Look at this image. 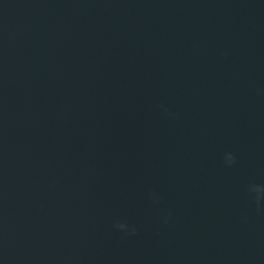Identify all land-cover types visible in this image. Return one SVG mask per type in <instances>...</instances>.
<instances>
[{"label": "water", "instance_id": "obj_1", "mask_svg": "<svg viewBox=\"0 0 264 264\" xmlns=\"http://www.w3.org/2000/svg\"><path fill=\"white\" fill-rule=\"evenodd\" d=\"M253 183L264 0H0V264H264Z\"/></svg>", "mask_w": 264, "mask_h": 264}, {"label": "clouds", "instance_id": "obj_2", "mask_svg": "<svg viewBox=\"0 0 264 264\" xmlns=\"http://www.w3.org/2000/svg\"><path fill=\"white\" fill-rule=\"evenodd\" d=\"M235 156L231 152H226L224 154V162L226 165H232L235 163ZM248 192L251 195L252 199L255 201L257 206L261 204L262 201H264V184H250L248 186ZM114 227L117 229H126L129 228V225L126 222H120L116 221L114 222ZM137 229L133 225L130 228L129 234H136Z\"/></svg>", "mask_w": 264, "mask_h": 264}]
</instances>
